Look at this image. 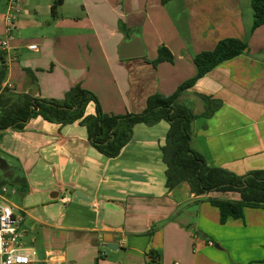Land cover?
I'll list each match as a JSON object with an SVG mask.
<instances>
[{
	"label": "crops",
	"instance_id": "crops-1",
	"mask_svg": "<svg viewBox=\"0 0 264 264\" xmlns=\"http://www.w3.org/2000/svg\"><path fill=\"white\" fill-rule=\"evenodd\" d=\"M17 1L16 31L31 20L21 8L26 0ZM141 2L124 0L122 12L102 10L110 19H90L95 32L58 37L57 44L44 36L19 39L12 30L10 49L0 47L8 67L3 89L63 100L80 84L97 96L104 113L139 114L151 96H171L196 76L198 54L213 51L224 39L246 41V54L197 81L182 102L197 116L192 147L209 166L240 177L264 171V25L251 33L252 0H160L149 4L145 23H138L132 16ZM51 7L34 10L46 16L43 24L49 28L59 19L57 14L50 21ZM119 23L141 37L144 57L119 58L126 39ZM61 26L81 29L80 23ZM162 46L174 61L154 66ZM26 69L34 74L37 89ZM202 96L220 102L210 118L203 116ZM86 114H95L93 104ZM168 130L166 122L136 127L116 159L97 152L79 123L61 127L39 117L23 132L5 131L0 189L15 191L7 202L24 217L20 233L30 247L21 246L35 250L33 264H264L257 263L264 258V210L246 209L243 219L221 225L219 210L208 198L239 200L238 194L195 196L186 184L166 189L161 148ZM103 244H117L119 250L111 252Z\"/></svg>",
	"mask_w": 264,
	"mask_h": 264
},
{
	"label": "trees",
	"instance_id": "trees-1",
	"mask_svg": "<svg viewBox=\"0 0 264 264\" xmlns=\"http://www.w3.org/2000/svg\"><path fill=\"white\" fill-rule=\"evenodd\" d=\"M166 0H163L165 3ZM64 0H55L51 7L53 19L57 18V9ZM254 24L251 33L264 25V0H252ZM125 37L133 33L121 26ZM249 50L246 41L224 39L213 51L202 52L194 58L196 76L181 85L171 96L155 94L147 100L146 108L139 114L113 116L104 113L97 96L83 89L81 85L71 88L63 100H46L32 94L16 95L3 89L8 67L6 55L1 52L0 66V140L5 131L23 132L27 124L36 118L66 127L79 123L87 130L91 146L108 159H116L131 142L136 127L144 125L154 127L161 122L169 125L165 145L161 148V157L166 166V189L172 191L187 183L195 196L210 194H238L239 200L210 197L208 202L220 213V224L229 219H243L246 209L264 210V171L253 172L240 177L221 168L208 165L206 158L192 147L193 124L197 119L193 110L182 102L186 92L197 81L204 78L223 63L235 59ZM174 57L162 46L158 49V58L153 63H172ZM27 78L37 89L34 74L26 69ZM205 102V118H210L220 107V102L202 96ZM93 104L95 114L87 115V107ZM155 260L156 253L150 252ZM264 263V261H262Z\"/></svg>",
	"mask_w": 264,
	"mask_h": 264
},
{
	"label": "rangeland",
	"instance_id": "rangeland-1",
	"mask_svg": "<svg viewBox=\"0 0 264 264\" xmlns=\"http://www.w3.org/2000/svg\"><path fill=\"white\" fill-rule=\"evenodd\" d=\"M7 1L8 0H0V41H3L4 38L6 39V36L4 33L6 29V26L4 25V18L7 14L8 5H9V2ZM64 1H65L64 7L61 8L62 7L61 6L57 9V14L59 16L58 17L59 19L58 18H57L58 20L56 19L57 21L53 23L54 26L52 28H49L43 24V22L45 21L44 18L46 16L41 14V12H40V15H36L34 13V10H37V7H39V9L42 11L47 10V8H49L50 6L54 4L55 0H26L25 2L22 1L21 8L31 13V20L28 21L30 24L20 23V25H18L20 26V28L17 31L13 27L14 25L11 26L12 30L15 33V36L19 39H24V40H32V39H37L38 37L44 36V37L50 38L49 44H57L58 37L67 36V35L68 36L78 35L79 33L90 34V33L95 32V30H93L92 28H89L90 27L89 24L91 23L90 19L93 20L95 23L98 21L106 22L107 20L110 19V17L106 15V13L103 12L102 10L110 9V7H112L115 13V11L122 12L124 11V8H125L124 0H64ZM157 1H160V0H142L140 7L138 8L140 12L133 15L132 19L137 21L138 23H143V22L145 23V13L146 11H148L149 4L154 6V4ZM126 9L127 7L125 8V11ZM49 19L50 21H52L53 18H49ZM37 20L40 21L41 23L40 25L36 23ZM75 22L80 23L81 29L75 28L73 30H69L61 26L67 23L76 24ZM131 23L134 25L133 21H131ZM58 24L60 26L57 27L56 29L55 27ZM121 26L119 23L120 28ZM55 54H57V56L55 55L53 57L55 59H58V57L60 56L58 55V51L55 52ZM0 57H1V51H0ZM53 67L54 66L52 64L51 68ZM3 165L0 162V171L2 173L4 172V169L2 168ZM20 243L21 244L25 243L26 247H30L29 241L27 240V238H23V235L21 233H20ZM106 252L108 255L112 254L108 251ZM39 257H42V256L39 254ZM259 261L260 262H257V263H262V261H264V258Z\"/></svg>",
	"mask_w": 264,
	"mask_h": 264
},
{
	"label": "built area",
	"instance_id": "built-area-1",
	"mask_svg": "<svg viewBox=\"0 0 264 264\" xmlns=\"http://www.w3.org/2000/svg\"><path fill=\"white\" fill-rule=\"evenodd\" d=\"M20 12V5L17 0H9L5 21L4 41H0L2 51H8L9 39L12 34L11 26L17 21ZM37 50L36 45L29 47ZM15 194L9 187L0 189V264H33L36 252L34 249L25 250L20 243V230L24 217L16 215L13 207L7 202L8 194ZM210 245L213 243L209 242Z\"/></svg>",
	"mask_w": 264,
	"mask_h": 264
},
{
	"label": "water",
	"instance_id": "water-1",
	"mask_svg": "<svg viewBox=\"0 0 264 264\" xmlns=\"http://www.w3.org/2000/svg\"><path fill=\"white\" fill-rule=\"evenodd\" d=\"M145 56V47L143 45L141 37L137 33H133L126 38L119 47V58L121 60H128V59H136L142 58ZM37 92L34 91L32 96H36ZM188 185L187 183H184ZM182 184V185H184ZM180 185V186H182ZM178 186V187H180ZM189 186V185H188ZM190 188V186H189ZM176 189V188H175ZM103 248L111 251L117 252L119 250V246L117 244H103Z\"/></svg>",
	"mask_w": 264,
	"mask_h": 264
},
{
	"label": "flooded vegetation",
	"instance_id": "flooded-vegetation-1",
	"mask_svg": "<svg viewBox=\"0 0 264 264\" xmlns=\"http://www.w3.org/2000/svg\"><path fill=\"white\" fill-rule=\"evenodd\" d=\"M4 166V165H3Z\"/></svg>",
	"mask_w": 264,
	"mask_h": 264
}]
</instances>
